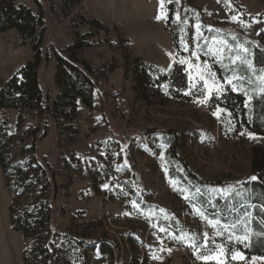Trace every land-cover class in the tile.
I'll return each instance as SVG.
<instances>
[{"label":"rangeland","instance_id":"1","mask_svg":"<svg viewBox=\"0 0 264 264\" xmlns=\"http://www.w3.org/2000/svg\"><path fill=\"white\" fill-rule=\"evenodd\" d=\"M70 1L17 0L45 23L42 49L49 62L41 67L40 83L51 101L59 93L56 52L72 45L75 33L94 36V46L84 52L95 74L93 108L79 102L75 119L62 123L63 133L53 118L29 114L18 123L19 113L6 111L22 160L29 154L20 147L29 151L37 138V163L47 171L52 195L57 190L50 202L43 197L52 205L56 231H65L72 215L82 212L84 221L103 222L122 259L139 264H264V258L237 250L254 239L252 221L264 224L261 217L250 208L228 229L218 212L220 202L239 195L234 181L252 173L253 147L264 145L262 136L238 133L219 102L231 91L243 95L248 107L254 100L264 103V69L253 65L250 44L264 43V0H165L163 16L160 0ZM95 20L104 30L93 29ZM33 58L32 46L15 31L0 34V84ZM137 59L165 74L180 66L185 84L167 82L147 98L137 95ZM44 123L48 134L41 138ZM64 125L71 126L65 134ZM185 171L203 182L204 191L189 178L187 184L209 198L216 214L192 200L183 180L171 179ZM40 195L38 190L21 202L32 205ZM13 198L0 168V264H23L27 247L12 229ZM172 219L178 232L163 224ZM234 253L245 259H233ZM119 262L103 254L100 260L92 255L89 264Z\"/></svg>","mask_w":264,"mask_h":264},{"label":"trees","instance_id":"2","mask_svg":"<svg viewBox=\"0 0 264 264\" xmlns=\"http://www.w3.org/2000/svg\"><path fill=\"white\" fill-rule=\"evenodd\" d=\"M81 1L76 0V3ZM90 25L94 30L105 28L97 20L90 22ZM44 28L42 17L34 14L28 7L17 0H0V34L15 31L22 39V44L29 43L34 52L32 61L25 64L7 82L0 84V168L7 190L14 197L9 207L12 229L22 233L27 241L23 264H89L92 255L96 260H100L103 254L116 255L120 260L119 264H139L138 259L130 260L129 257L122 259L118 242L106 239L103 222L84 221L82 212L79 215L78 213L72 215L65 231H56L53 226L52 205L44 201L43 197L50 202L57 190L52 195V182L47 171L37 163L36 136L32 137L29 151L25 147H20L22 152L29 154L26 160H22L15 153L18 142L9 132L7 110L19 113L18 123H23L29 114L37 115L45 119V122L53 118L63 133L62 123L75 119L79 102L87 109H92L95 103V74L92 65L84 56V52L94 46L91 41L94 36L91 32L85 35L75 33L73 44L65 51L56 52L54 82L59 93L55 100L51 101L40 83L41 67L49 62L48 55L42 49ZM236 34L245 39L243 34L238 32ZM261 40L264 42V35ZM250 44L253 48V65L264 69V43L250 41ZM133 72L132 90L145 98L161 84L167 82L175 85L185 84L186 76L178 65L174 66L171 73L165 74L137 59ZM219 102L220 106L230 113L238 133L264 137V103L254 100L251 107H248L243 95L231 91L225 93ZM43 128L41 138L48 134L47 124L44 123ZM70 128V125H64V134ZM252 154V173L249 177L235 180L233 183L239 189L237 193L239 195L230 197L222 203L218 201L221 205L218 211L220 220L228 229H232L230 226L235 224L244 212L250 211V208H253L256 216H260V220L264 221V145H255ZM184 173L185 175L173 173L171 179L178 182L183 180L187 184L189 178L197 190H205L203 182L192 181L193 176L187 171ZM252 177L256 179L253 180ZM189 184L186 185V189L191 192L192 200L206 208V214H216L217 210L211 205L209 198L193 193ZM38 190L42 195L34 204L21 202L23 197L29 198ZM163 224L167 229L173 228L176 232L181 229L175 219L166 220ZM252 229L254 239L250 243H240L237 250L247 258L252 256L264 258V224L259 220H253ZM58 238L61 239L59 243Z\"/></svg>","mask_w":264,"mask_h":264},{"label":"snow or ice","instance_id":"3","mask_svg":"<svg viewBox=\"0 0 264 264\" xmlns=\"http://www.w3.org/2000/svg\"><path fill=\"white\" fill-rule=\"evenodd\" d=\"M164 3H165V0H160V7H161V16H163V6H164ZM159 18H161V17H158V19ZM236 18L235 17H233V20H235ZM245 51H247L246 49H245ZM249 67H251V64L249 63ZM251 179H253V180H255L256 179V177H252ZM242 239H247V237H243ZM221 254H222V252H221ZM199 258V257H198ZM210 257H208V256H204L203 257V259L204 260H208ZM233 259H240V260H243V259H245V257L243 256V255H241L240 253H234L233 254V257H232Z\"/></svg>","mask_w":264,"mask_h":264}]
</instances>
